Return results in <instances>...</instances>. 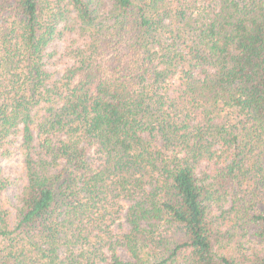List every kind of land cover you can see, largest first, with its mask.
<instances>
[{
    "label": "trees",
    "instance_id": "trees-1",
    "mask_svg": "<svg viewBox=\"0 0 264 264\" xmlns=\"http://www.w3.org/2000/svg\"><path fill=\"white\" fill-rule=\"evenodd\" d=\"M19 138L0 264H264V0H0Z\"/></svg>",
    "mask_w": 264,
    "mask_h": 264
},
{
    "label": "rangeland",
    "instance_id": "rangeland-1",
    "mask_svg": "<svg viewBox=\"0 0 264 264\" xmlns=\"http://www.w3.org/2000/svg\"><path fill=\"white\" fill-rule=\"evenodd\" d=\"M63 49V41L58 42V52ZM59 58V54L53 59L56 60ZM58 66H64L66 64V59H59L57 61ZM21 141L19 138L15 145L11 146V152H9L6 156L2 159V166L4 168V172L6 176L10 177L11 185L8 187L6 191V196L10 198L12 204L18 202L19 195L22 192L24 185L26 184V177L23 172V165H22V156L21 152L17 149V144ZM14 208V206L12 205ZM251 248H260L259 243L252 238L248 242Z\"/></svg>",
    "mask_w": 264,
    "mask_h": 264
}]
</instances>
